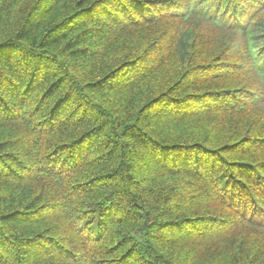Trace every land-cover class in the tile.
<instances>
[{
  "label": "trees",
  "instance_id": "1",
  "mask_svg": "<svg viewBox=\"0 0 264 264\" xmlns=\"http://www.w3.org/2000/svg\"><path fill=\"white\" fill-rule=\"evenodd\" d=\"M0 264H264V0H0Z\"/></svg>",
  "mask_w": 264,
  "mask_h": 264
}]
</instances>
